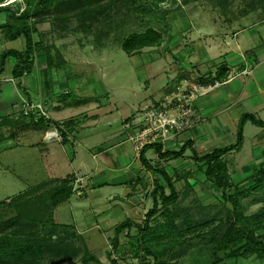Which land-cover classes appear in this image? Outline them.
Segmentation results:
<instances>
[{"label":"rangeland","instance_id":"374dc122","mask_svg":"<svg viewBox=\"0 0 264 264\" xmlns=\"http://www.w3.org/2000/svg\"><path fill=\"white\" fill-rule=\"evenodd\" d=\"M91 1L61 0L51 10L30 20L36 23L34 38L38 41L35 48V68L31 73L34 80L37 83L43 81L41 85H44L46 80L51 81L53 79V83L56 80L54 89L59 95L62 89L70 88V95L60 96L64 101L75 102L83 99L89 101L90 98L92 103H97L99 106L104 107L106 103L109 106L108 116H101L95 122L96 125L86 123L85 126L84 123L90 121V119H85L87 112L81 115L77 119L78 122L80 120L82 122V125L78 127H81L80 129H121L123 122L129 117H133L134 107L141 103L146 95L152 94L157 89L160 91L159 89L162 87L173 90L181 79H186L180 78L174 84L172 79L167 80V73L164 71L169 70L170 56H168V60H165V56L156 59L153 52L148 50L128 55L122 49V44L129 35L142 33L148 28L166 31L163 35V43L160 45L164 55V45H170L173 36L180 35V30H190L191 37H197V29H200L214 34L206 40L202 39L200 44L203 42L208 46L212 41H216L222 48L221 53H224L226 50L224 49L225 42L221 36L225 32H228L227 35H229L231 32L230 27L236 25L239 28L240 25L247 24L250 20H256L264 16V0H165L157 5L151 0ZM17 3L14 6L22 11L25 8V3L21 0H18ZM246 14H249L247 20H239L236 23L230 22L232 18L238 19ZM0 20L6 21V16L3 13H0ZM218 33H220V37L217 35ZM174 40L176 39H173V43ZM55 47L63 52L62 55L66 57V63L59 69L44 71L46 68L44 52L49 49L56 59L58 52ZM7 49H21L24 51L25 39L21 37L12 41L5 40L0 32V56ZM159 49L157 48V50ZM215 53H217V50ZM58 59L56 60L58 61ZM14 61L13 58L7 59L9 67L11 63L13 65ZM57 79L61 80L58 81ZM146 80L150 81V86L145 85ZM191 83L197 84L198 82L188 80L180 87L182 89L187 88ZM62 84L64 86H61ZM35 85L37 88L38 84L35 83ZM48 88H45L44 92L52 94L51 84ZM227 89V86L220 87L215 91V94L220 95ZM167 90L163 92L161 98ZM22 99L27 98L21 97L20 109ZM40 104L42 105L41 109L49 116L46 105ZM98 105L86 106V110L84 106L80 105V111L85 110L89 112V115H92L94 112L91 111L99 108ZM147 109L150 108L145 107L136 111L133 121H135L134 125L137 129ZM237 112L231 113L232 119L230 118V120L234 126L240 119L236 118ZM77 113L74 112V116L77 115L76 117H78L80 115L79 112ZM263 113L264 111L261 116L264 118ZM21 114L22 116L18 115L17 119H1L0 134H3L2 131L5 129H13L14 126L18 127L20 124L23 127L36 125L28 122L29 118H26L27 116H24L23 112ZM109 119L111 120L110 125L105 124ZM213 123L216 126L219 125L221 129L231 126L228 118L221 113L213 119ZM28 130L35 131V129ZM189 131L182 133L177 141L189 135ZM82 136H85L84 132H81V134L80 131L76 133L77 138L80 139ZM91 138L88 142L91 146L88 148L91 151L88 150L87 154L97 150L102 137L96 134ZM46 139H54L55 142L59 143L63 141L62 134L57 131L51 134L48 133ZM97 139L99 140L97 141ZM171 143L166 144L168 150L178 149L179 146L169 147ZM75 144L77 146V142ZM3 145L0 144V223L7 219H16L15 226H10L3 231L11 233L14 228H21L26 230L25 232L28 235L42 238L49 243L63 241L66 246L65 254L63 253L59 258L44 257L42 264H82V256L86 248H89L103 264H110L112 259H118L119 263L127 264L126 261L132 259L128 256L129 254L142 255L138 247L134 246L133 249L126 247V240L123 237H126L127 231L123 233L122 239L124 241L122 243L118 238L119 245L116 248L110 243L108 238L110 240L115 238L112 229L114 227L107 224L109 221L106 216H109L108 213L110 214L111 211L118 213L117 208L119 206L111 204L112 210L110 212L103 210L105 214L102 211L93 212L96 208L95 199L90 203L86 197H84L86 199L79 198L84 191L80 186L82 185L81 180L74 184L72 195H75L69 198L73 206L69 204V200L61 205H53L50 195L57 185L55 183L38 190H31L35 184L52 178V174H56L55 171H66L64 168L70 170L67 158L57 160L60 164L58 169L50 159V164L45 162L38 149L12 150L9 152L3 148ZM150 150L148 156L155 153L153 149ZM197 150L203 152V154L206 153L201 145L197 146ZM16 154L24 159L23 162L19 157H16ZM225 159L232 182L231 188L225 192L226 195L255 187L254 179L256 175L253 174L259 170L264 162V128L247 123L243 148L239 152L228 154ZM17 160H19V163L14 165L13 163ZM172 162L180 165L175 166ZM172 162L169 163V165H172L168 167L172 171L194 169L193 166H189L191 162L184 157L174 159ZM8 164H12V168H8ZM181 164L186 166H181ZM171 166L175 169H171ZM58 175L61 176V174ZM156 182L157 180L154 179L152 184L151 181L149 182L150 186L147 184L150 187V190L149 188L148 190L145 189L148 194L152 193ZM190 184L188 182L177 184L180 198L171 205V211L176 216L178 227L184 230V236L180 240V245L171 254L170 259L167 257L164 259H167L170 264H214L213 246L215 240L221 238L234 221L232 207L228 200L223 197V191L217 189L205 177L201 181L194 182L196 189L199 191L195 199L199 203L194 205L195 195L187 194ZM27 190L30 192L23 198L12 200V198ZM166 191L169 192V190ZM101 192L97 190L92 195L90 192L88 194L95 197ZM240 200L246 215L257 213L264 207V184L254 188L247 198L241 197ZM189 204L193 207L192 209H186V205ZM16 205L20 209H25L21 211L19 217L18 208H15ZM200 205L204 207L201 208ZM181 210L184 213L183 215L179 214ZM115 215L113 214V220H115ZM144 217L145 219L143 218L140 221L142 224L146 221V215ZM102 220L104 221L102 222ZM156 220H161V217L157 215ZM189 226L191 227L188 228ZM81 232L85 233L83 237L86 245L80 240L79 234ZM1 233L2 231H0ZM132 233L136 234L132 238L140 237L138 229ZM257 233L264 234V228ZM242 244L243 242L237 243L236 247ZM109 253L111 258L108 256ZM218 255L223 258L222 262L218 264H264V259H259L256 255L251 254L229 258L226 257V252L221 251ZM0 264L26 263L14 259L8 263L0 262Z\"/></svg>","mask_w":264,"mask_h":264},{"label":"crops","instance_id":"0c3cea01","mask_svg":"<svg viewBox=\"0 0 264 264\" xmlns=\"http://www.w3.org/2000/svg\"><path fill=\"white\" fill-rule=\"evenodd\" d=\"M248 15L249 14L242 15L238 19L232 18L230 22L236 23L239 20H247V18H249ZM4 22L5 21L0 20V24ZM248 23L240 25L239 28H237L236 25L230 27V34L227 35L228 32H225L223 36H221L225 42L224 49L226 50L224 53H221L222 48L216 41H212L208 46L205 43L203 44V42L200 44L202 39L206 40L208 37L214 35L207 31H201L200 29H197V37H191L190 30H180V35L176 37L173 36L170 45H164V55L162 54L161 46L144 48L140 51L148 50L153 52L154 58L156 59L165 56V60H168V56H170L169 70L164 72L167 73V80L172 79L173 84L180 78H186L203 85L212 84L214 79H216L218 71L223 72V77L217 80L218 84L216 87L204 96L199 97L195 102L194 107L198 116L195 127L189 131V135L184 137V139L181 138L180 141H176L175 147L181 146L185 142L189 143L182 157L187 158L191 162L189 166H193L194 169H182L178 172H176V170L172 171L168 169V167L172 165H169V163L174 159H160L154 149L155 153L151 156L147 155L148 151L151 150H148L146 153L147 159L154 167L159 164L166 168L169 176H171L174 181L176 190L178 183H191L187 194L195 195L194 205L199 203L195 200L199 191L196 189L194 182L198 180L201 181L205 177L204 166L202 162L196 160L195 155L201 157L211 152L214 148L224 147L235 142L239 120L235 126L231 123L230 118L232 112L238 111L236 116L238 119L243 113L248 112L264 120L261 116V113L264 111V16L256 20H250ZM217 35L220 37V33ZM173 39H176L174 43ZM157 48H160V51L157 50ZM16 50L20 52L23 51L21 49ZM58 50L60 49L58 48ZM216 50L217 53H215ZM60 52L62 55L63 52L61 50ZM62 57L66 63V57L64 55H62ZM7 65L8 62L6 60L5 71L0 76V120L17 119V117L22 116L20 100L21 97H25L30 101L46 105L47 113L50 114L47 119L50 122L35 126L26 125L24 127L20 124L18 127L14 126L13 129H5L2 132H4L3 134L6 136V139L0 142V144H4L3 148L9 152L12 150L38 149L45 162L48 164H50V161L53 162L58 169L60 164L57 160L59 158H67L69 161L68 167L70 170L63 167L66 171H55L56 174L53 173L52 178H48L34 186L46 182L50 184H59L63 179L71 176L73 178V182H71L73 186L76 184L77 179L81 180L82 185L80 186L84 191L82 196H78L79 198L86 197L90 203L95 199L96 208L94 210L92 208L93 212L102 211V213L105 214L103 210L108 212L112 210L110 207L111 204H117V206H119L117 208L118 213L111 211L110 214L108 213L109 216H106L109 221L107 224L110 227L115 228L126 220L141 223L140 221L143 218L145 219L144 215L153 207V198L145 189L148 190L149 188L150 190L149 182L151 181L152 184L154 179L159 181L161 177L154 170L145 168L140 161V153L134 150L131 137L138 129L136 125H134L135 121L133 120L136 111L145 107L150 108L161 98L163 92H165L168 87H162L159 89L160 91L157 89V91L152 94L146 95L141 103L134 107L133 117L127 118L123 122L121 129H80L81 127H78L82 125V122L81 120L78 122L77 119L81 115L87 112L85 114V119H90V121L84 123L85 126L86 123H88V125L89 123L96 125L95 122L101 116H108L107 113L110 112L108 104L106 103L104 107H102L97 103H92L90 98L89 101L85 99L75 102H69L68 100L64 101L60 96L70 95V88L62 89L59 95L54 89V84L56 85L57 82L56 80L54 83L52 81L53 79L51 81L46 80L44 81V85H41L43 81L37 83L31 76V73H27L22 78L13 79L11 71L15 65V61L13 65L11 63L10 67ZM149 69L151 70L150 67ZM151 76L153 77L154 75L152 74ZM57 80L60 81L61 79ZM18 83H20L19 88L17 87ZM35 83L38 84L37 88ZM49 84H51L53 89L52 94L44 92V89L48 88ZM64 84L61 86H64ZM145 85L150 86V81L148 82L146 80ZM226 86L228 87L227 91H224L220 95L215 94V91L220 87ZM106 94L108 95V93ZM93 104L98 105L99 108L92 110L91 112L94 113L89 115V112L85 111L86 106L88 107ZM80 105L84 106V112L82 110L80 111ZM74 112H79L80 115L76 117L78 113L74 116ZM220 113L228 118L231 125L230 127L225 125L226 127L221 129L219 125L216 126L213 123V119L218 117ZM26 118H29L28 122H30V116ZM66 121H71L69 125L64 127V132L68 136V140L59 143L55 142L54 139H46L48 133L51 134L55 131L61 133L60 130H57V126L60 125L59 128H61V124ZM110 121L109 119L105 124L110 125ZM247 123L244 126V142ZM28 129H35V131ZM79 131L80 134L81 132L85 134V136H82L80 139L76 137V133ZM96 134L102 137L99 144L100 146H97V150L87 154V151L90 150L88 147H91L88 142H90L92 139L91 137ZM98 140L99 139H97V141ZM76 142L77 146H75ZM198 145H201L206 153L203 154V152H198ZM173 146L172 142L169 147ZM16 157H19L21 162H23L24 159L20 155L16 154ZM17 163H19V160L13 164L16 165ZM173 165L177 166L180 164L173 163ZM181 166L185 167L186 165L181 164ZM7 167L12 168V164H8ZM172 168L171 166V169ZM60 169L63 170L62 168ZM58 174H61V176ZM97 190L102 192L95 197H91L88 194V192H90L92 195V193ZM166 194H169V192L166 191ZM73 195L71 196L73 197ZM179 198L180 193L178 191V199ZM70 200L69 204L73 206ZM202 205H200L201 208L204 207ZM169 208L171 210V206ZM192 208L190 204L186 205V209ZM113 214H116L115 220H113ZM179 214L183 215L184 213L181 210ZM71 215L73 214L71 213ZM103 221L104 220H102V222ZM114 228L112 229L114 230ZM135 230V228H132L130 232L127 231L126 234L129 232L130 235H134L135 233L132 232ZM84 234L85 233L81 232L79 236L81 237L80 240L85 243ZM122 237L123 234L120 235L119 240L121 243L126 240L125 243L127 244V248L133 249V247L137 245V243H135L136 239L126 236L123 237V240ZM108 240L110 241L109 238ZM87 249L91 251L89 248ZM132 254L128 255L132 259H128L126 261L127 264H142V262L152 259L151 256H147L145 259V257L141 258L142 256L140 254ZM144 259L145 261H143ZM117 260L116 264H121L119 263L120 261Z\"/></svg>","mask_w":264,"mask_h":264},{"label":"trees","instance_id":"16d2710c","mask_svg":"<svg viewBox=\"0 0 264 264\" xmlns=\"http://www.w3.org/2000/svg\"><path fill=\"white\" fill-rule=\"evenodd\" d=\"M25 3V8L22 11L15 7L14 4H18V1L13 3H7V0H0V13L6 16V21L0 24V32L3 34L5 40H17L18 38L25 39V49L23 52L9 49L3 52L0 56V76L5 71L6 60L8 58L15 59V65L11 71L13 79L22 78L27 73H32L35 66V51L38 41L34 38L36 32V23L31 22V18L39 16L44 12H47L55 7L61 0H21ZM92 2L91 0H87ZM154 4L164 2L165 0H151ZM6 5H3V4ZM164 32L154 28H148L142 33H134L129 35L122 44V49L128 54L133 55L139 53L144 48L160 46L163 43ZM58 52L56 59L52 56V52L45 50L46 68L44 71H52L59 69L64 65L60 51L55 47ZM222 69V68H221ZM224 70V69H223ZM225 71V70H224ZM223 77V72L218 71L215 82ZM213 81L212 84L215 82ZM208 85V84H207ZM20 87V83L17 84ZM30 101V100H29ZM24 116H30V122L36 125H42L43 123H49L47 117L41 113ZM1 121V120H0ZM247 122H251L253 125L260 128H264V120L257 118L252 113H243L240 116L236 140L234 143L214 148L211 152L204 154L201 157H196V160L202 162L204 166V174L206 180H210L212 184L219 190L223 191V197L228 200L232 207V216L234 221L229 225L221 238L215 240L213 246V254L215 259L214 264L222 262L223 258L218 255L219 252H226V257L238 258L242 255H256L259 259H264V234L260 235L257 232L264 228V207L257 213L252 215H246L243 211V205L241 203V197L247 198L254 188H258L264 184V162L261 164L259 170L254 173L255 187L236 191L232 195H226V190L231 188L232 182L230 180L228 164L225 156L232 152H239L243 147L244 142V126ZM71 121H66L63 124L57 126V130H60L63 141L68 140V136L64 132V127L69 125ZM63 128V129H62ZM6 136L0 134V142L4 141ZM188 142L179 146V149H165L163 150L160 144H148L145 145L140 151V161L147 169L154 170L160 175L161 180L157 181L154 190L151 195L153 198V207L146 213V221L142 223H135L131 220H126L114 228L115 238H111L110 243L116 248L119 245L118 238L125 231H129L132 228L138 229L140 237L132 238L129 232L126 234L129 238L136 239V247L140 249L142 254L141 258L151 256L153 260L145 259L142 264H170L167 261L174 250L180 245L181 238L184 236V230L179 228L176 223V216L170 210V206L178 200V191L174 185V181L169 176L165 167L159 164L154 167L146 157V153L150 149H154L160 159H178L181 158L188 147ZM71 176L66 177L53 188L50 197L52 198L53 205H61L66 203L74 192V186ZM50 183H42L33 186L31 190H38L42 187L48 186ZM73 186V187H72ZM166 189L169 190V194H166ZM30 191H24L19 195L12 198V200H19L23 198ZM18 208V217L21 216V211L25 209ZM157 215L161 217V220H156ZM16 219H7L0 223V262L8 263L16 259L23 261L26 264H42L44 257L59 258L66 252L65 244L63 241L49 243L42 238L28 235L26 230L21 228H14L11 233L3 231L4 229L15 226ZM153 220V221H151ZM154 222V223H152ZM191 225V224H190ZM189 226L188 228H190ZM26 236H25V235ZM260 235V236H259ZM243 244L236 247L237 243ZM169 254V255H168ZM109 258L111 254L109 253ZM67 259V258H66ZM70 259V258H69ZM82 264H103L91 251L87 248L82 256ZM110 264H116V259H112Z\"/></svg>","mask_w":264,"mask_h":264},{"label":"built area","instance_id":"2783aa9c","mask_svg":"<svg viewBox=\"0 0 264 264\" xmlns=\"http://www.w3.org/2000/svg\"><path fill=\"white\" fill-rule=\"evenodd\" d=\"M184 82H188V79H181L173 90H167L163 98L158 99L145 111L139 122L138 132L131 137L136 152L140 153L148 144H160L163 150L167 149L166 144L170 142H174L176 146L178 137L195 127L198 121L195 102L214 89L218 82L208 85L191 83L190 86L182 89L180 86ZM21 104V110L25 115L41 113L48 118L46 112L41 109L40 103L22 99Z\"/></svg>","mask_w":264,"mask_h":264},{"label":"bare ground","instance_id":"6f19581e","mask_svg":"<svg viewBox=\"0 0 264 264\" xmlns=\"http://www.w3.org/2000/svg\"><path fill=\"white\" fill-rule=\"evenodd\" d=\"M13 1L15 2V1H17V0H9L8 4H9V3H13ZM3 5H6V4L4 3Z\"/></svg>","mask_w":264,"mask_h":264},{"label":"clouds","instance_id":"9594fccd","mask_svg":"<svg viewBox=\"0 0 264 264\" xmlns=\"http://www.w3.org/2000/svg\"><path fill=\"white\" fill-rule=\"evenodd\" d=\"M18 1V0H17ZM14 2V1H13Z\"/></svg>","mask_w":264,"mask_h":264}]
</instances>
